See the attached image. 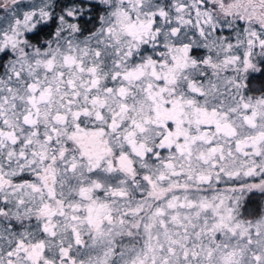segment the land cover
Masks as SVG:
<instances>
[{
	"label": "snow or ice",
	"instance_id": "obj_1",
	"mask_svg": "<svg viewBox=\"0 0 264 264\" xmlns=\"http://www.w3.org/2000/svg\"><path fill=\"white\" fill-rule=\"evenodd\" d=\"M0 264H264V0H0Z\"/></svg>",
	"mask_w": 264,
	"mask_h": 264
}]
</instances>
